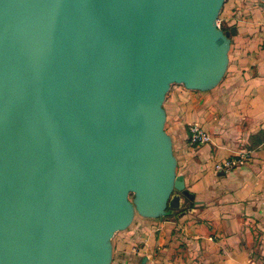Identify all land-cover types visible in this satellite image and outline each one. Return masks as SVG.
<instances>
[{
	"label": "water",
	"instance_id": "95a60500",
	"mask_svg": "<svg viewBox=\"0 0 264 264\" xmlns=\"http://www.w3.org/2000/svg\"><path fill=\"white\" fill-rule=\"evenodd\" d=\"M225 1L0 0V264H112L194 201L164 103L224 80Z\"/></svg>",
	"mask_w": 264,
	"mask_h": 264
},
{
	"label": "crops",
	"instance_id": "0c3cea01",
	"mask_svg": "<svg viewBox=\"0 0 264 264\" xmlns=\"http://www.w3.org/2000/svg\"><path fill=\"white\" fill-rule=\"evenodd\" d=\"M220 20L235 28L224 80L208 92L173 85L164 103L178 175L195 199L171 217L136 216L115 234L112 264H264V3L226 0ZM191 124L211 141L193 146ZM241 152L251 159L216 169Z\"/></svg>",
	"mask_w": 264,
	"mask_h": 264
},
{
	"label": "built area",
	"instance_id": "2783aa9c",
	"mask_svg": "<svg viewBox=\"0 0 264 264\" xmlns=\"http://www.w3.org/2000/svg\"><path fill=\"white\" fill-rule=\"evenodd\" d=\"M219 28H222V22L219 18L218 21ZM189 142L195 146H201L209 143L211 141L210 135L204 131V129L198 125V124H191L189 125ZM251 159L250 152H241L236 158H233L232 160H228L222 164H218L216 166V169L218 171H229L233 169L237 164H243L245 162H248Z\"/></svg>",
	"mask_w": 264,
	"mask_h": 264
},
{
	"label": "trees",
	"instance_id": "16d2710c",
	"mask_svg": "<svg viewBox=\"0 0 264 264\" xmlns=\"http://www.w3.org/2000/svg\"><path fill=\"white\" fill-rule=\"evenodd\" d=\"M182 199H184V200H188V199H186V198H182ZM180 210H181V206H180L178 209H174V210L172 211V214H171L169 217H171V216L174 214V212H175V213L180 212Z\"/></svg>",
	"mask_w": 264,
	"mask_h": 264
},
{
	"label": "rangeland",
	"instance_id": "374dc122",
	"mask_svg": "<svg viewBox=\"0 0 264 264\" xmlns=\"http://www.w3.org/2000/svg\"><path fill=\"white\" fill-rule=\"evenodd\" d=\"M222 26H223V24H222ZM223 29V28H222Z\"/></svg>",
	"mask_w": 264,
	"mask_h": 264
}]
</instances>
